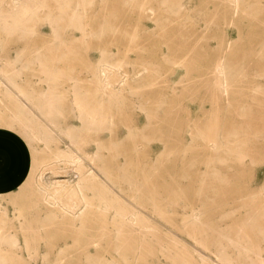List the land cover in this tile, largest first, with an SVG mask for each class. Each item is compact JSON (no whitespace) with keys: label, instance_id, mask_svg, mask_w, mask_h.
Segmentation results:
<instances>
[{"label":"rangeland","instance_id":"1","mask_svg":"<svg viewBox=\"0 0 264 264\" xmlns=\"http://www.w3.org/2000/svg\"><path fill=\"white\" fill-rule=\"evenodd\" d=\"M12 1L0 0V76L4 79L10 77L26 89L28 83L38 93L48 86L65 87L55 90L65 99L71 97V85L77 84L83 91L82 96L95 98L100 95L93 83L95 64L102 57L115 63L121 59L119 63L128 72L145 69L143 76L128 83L125 94L120 95L125 97L123 114L116 110L113 113L137 126V141L141 140L147 124L148 141L145 142L150 153L151 176L145 181L136 175L133 182L147 183V193L156 198L158 206L147 210L156 232L150 233L151 239L148 236L143 244L156 253L91 262L85 256L72 253L84 247V240L80 242L74 237L54 240L45 234L27 248L31 252L45 250L47 255L43 252L37 256L19 255L6 264H104L105 260L107 264H208L212 259H219L218 254L224 250L234 259L239 258L240 264H264V208L255 212L249 203L233 206L238 197L247 198L254 191L261 192L257 202L264 201V155L248 157L242 170L236 168L240 162L233 157L227 161L214 158L207 149L211 131L220 129L229 137L235 125L234 130H254L261 121L255 108L243 118L245 111L241 103L243 90L251 91L248 76L252 78L255 74L248 67L249 58L251 55L264 58V0H247L242 6L250 8L242 7L237 14L230 11L224 0H172L169 4H164V0H135L131 4L122 0L84 3L83 0H21L34 8L35 14L17 18L8 28L3 19L11 14L8 7ZM143 3L155 8L156 14L142 13ZM76 8L78 15H74ZM227 37L233 45L225 52L223 45ZM223 55L229 57L230 88L235 95L234 107L226 109L217 81L209 74V69ZM260 66L263 68L264 63ZM259 79L264 82V77ZM2 96L9 95L2 92ZM251 102L255 107L264 104V93ZM66 112L72 113L69 108ZM261 116L264 118V109ZM232 118L238 120L234 125ZM243 119L251 122L249 128L241 126ZM118 124L120 139L115 153L121 154L122 145L130 144L131 148L124 153L132 159V139H135L122 137L126 126ZM260 132L264 137V131ZM105 136L107 143L109 133ZM42 147V143L35 142L36 160L42 155L47 157ZM123 156L122 153L119 160ZM128 157L124 158L125 165ZM135 161L140 167L141 160L135 158ZM211 163H216L214 168L219 174L212 172ZM120 182L128 186L127 181ZM213 197L227 201L218 203ZM183 203H188V208L180 207ZM190 206L203 211L202 223L184 222ZM18 238L23 245L24 234ZM9 247L0 245V250ZM183 250L200 252L205 261L199 257L194 260ZM66 251L71 254H65Z\"/></svg>","mask_w":264,"mask_h":264},{"label":"bare ground","instance_id":"2","mask_svg":"<svg viewBox=\"0 0 264 264\" xmlns=\"http://www.w3.org/2000/svg\"><path fill=\"white\" fill-rule=\"evenodd\" d=\"M86 1L83 0L82 3ZM122 1L131 4L135 0ZM246 1L224 0V3L233 14H237L242 7L245 10L250 8L242 6ZM169 3H172V0H164V4ZM8 8L11 14L3 19L8 28L15 24L17 18L25 19L35 12L34 8L21 0H13ZM140 10L142 13L147 11L150 15L156 14L155 8L147 7L144 3L140 6ZM78 14L79 9H74V15ZM232 45V41L227 37L223 45L224 51H230ZM120 61L115 63L102 57L95 64V82L93 83L97 85V91L100 94L95 98L82 96L83 91H80L81 88L78 89L77 84L71 85V97L65 99V96H62V99L59 96L61 92L58 93L55 90H64L65 87L60 89L48 86L41 90L43 92L38 93V89L31 88L28 83L26 85L29 86L30 91L26 89L27 87L12 81L10 77L4 79L0 76V126L5 130L4 140L12 138L11 133L15 132L24 144L23 149L19 150L17 155L21 160L19 166H23L17 170L16 167L11 168L9 182L4 185L0 183V245L11 246L9 249L0 250L1 264H6L10 258H18L19 255L22 257L24 254L37 256L43 252V255H47L45 250L37 249L31 252V249L27 248L45 234H49L54 240H62L66 237H74L80 242L84 240V247L72 253L85 256L91 262L117 256L128 259L132 256L156 253L152 248L147 249L143 246L149 234L154 233L155 235L156 232L154 224L146 214L150 206H158L155 202L156 198L147 193L149 190L147 183H134L136 175H141L145 181L151 176L148 166L150 153H148L147 142H145L148 141L145 135L147 124L143 125L145 130L143 129L141 140L137 141L135 133L137 126H134V123L129 122L127 118L115 117L117 115L113 113L116 110V113L122 111L123 114V110L126 109L123 108L125 97L121 98L120 95L125 91L128 83L131 84L143 76L142 71L145 69L128 72L122 63H119ZM228 62L229 57L220 56L215 66L209 69L211 79L217 81V89L221 91L225 109L235 105L233 104L235 95L233 89L230 88L229 81L232 77V68ZM263 63L264 58L252 55L249 58L248 67L250 70H255V74L252 78L248 76L251 91L243 90L244 99L241 103L245 111L243 118H246L249 115L248 112L255 108L256 116L261 118L260 123L254 130L247 129V131L234 130L235 125L230 130L229 137H225L220 129L211 131V136L207 139L210 156L225 161L233 157L240 162L236 168L240 167L242 170L244 169L243 162L248 157L250 159L253 155H264V145L260 142L264 140V137L260 136V130L264 131V118L261 116L264 104L261 103L255 107L251 102L259 94L264 93V82L259 79V77H264L262 70L264 67L260 66ZM254 64H256L255 67ZM2 92H6L9 96H2ZM66 108H69L72 113L68 114ZM237 122L238 120L232 118L233 125ZM118 123L126 126V130H123L121 134L122 137L125 135L126 138L135 139H132V152L130 151L132 159L129 158L130 155L128 157V153H124L127 149L129 151L131 145H122L121 152L125 155L123 157H128L126 165L124 163L126 159L119 160L122 153H115L117 149L115 145L120 139L118 138L119 131L116 129ZM241 123H243L241 126H247V128L251 124L245 119ZM105 132L109 133L110 141L107 140V143L110 142L112 146L105 142V135L108 134ZM35 142L42 143V151L47 154V157L45 155L40 157L41 161L34 158ZM135 158L141 160L140 167L136 166ZM211 164L212 172L219 174L220 171L214 168L216 163ZM19 174L23 177L13 182ZM38 175L39 178L36 179ZM120 181H127L129 184L124 186ZM13 186L17 188L16 191ZM254 192L247 198L238 197L239 201L235 200L233 206L238 205L239 207L249 203L252 204V210L258 212L260 207L264 208V201L258 203L261 192ZM226 201V199H221L218 203L223 204ZM188 206V203H183L180 207L188 208ZM190 207L191 209L185 212L184 222L202 223L203 211L193 206ZM249 221L254 222L253 219ZM21 234H24L26 240L23 245L18 242L20 238L18 235ZM79 245L82 244L79 243ZM24 246L26 248H23ZM182 252L194 260L197 257L202 258L201 261L204 259L200 252H186L185 250ZM64 253L71 254L70 251ZM231 255L229 251L224 250L218 254L219 259H212L207 263L240 264L239 258L234 259L235 257ZM151 256L154 257V255ZM106 260L104 264H107Z\"/></svg>","mask_w":264,"mask_h":264},{"label":"crops","instance_id":"3","mask_svg":"<svg viewBox=\"0 0 264 264\" xmlns=\"http://www.w3.org/2000/svg\"><path fill=\"white\" fill-rule=\"evenodd\" d=\"M4 127L0 126V183L5 184L9 181V172L11 168L16 167L21 168L23 165H20V159L17 157L19 150L23 149V142L17 137L15 132H12V138L4 140ZM17 138V139H15ZM9 140V141H8ZM17 140V141H16ZM17 160V161H15ZM11 163V164H10ZM24 174V173H22ZM17 175L13 182H16L17 179L22 178L23 175ZM18 177V178H17ZM13 189L16 191L17 188L13 186Z\"/></svg>","mask_w":264,"mask_h":264}]
</instances>
